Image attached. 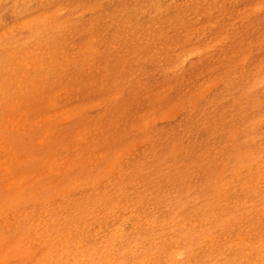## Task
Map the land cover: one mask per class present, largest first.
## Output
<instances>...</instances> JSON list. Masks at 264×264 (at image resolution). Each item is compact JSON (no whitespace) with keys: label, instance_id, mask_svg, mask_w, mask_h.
<instances>
[{"label":"rangeland","instance_id":"obj_1","mask_svg":"<svg viewBox=\"0 0 264 264\" xmlns=\"http://www.w3.org/2000/svg\"><path fill=\"white\" fill-rule=\"evenodd\" d=\"M66 1L35 25L38 0H0V264H33L32 245L6 247L20 233L23 245L34 238L19 213L65 230L92 215L79 232L92 244L107 232L97 216L107 210L108 228L144 232L138 249L170 218L202 219L212 245L186 243V256L163 264H196V254L200 264H264V163L253 162H264V0L41 2ZM237 10L229 25L224 13ZM120 177L121 203L90 213ZM214 202L222 224L209 220Z\"/></svg>","mask_w":264,"mask_h":264},{"label":"bare ground","instance_id":"obj_2","mask_svg":"<svg viewBox=\"0 0 264 264\" xmlns=\"http://www.w3.org/2000/svg\"><path fill=\"white\" fill-rule=\"evenodd\" d=\"M41 1L43 0H38L41 5L40 8L41 10H43V12L41 11V13H39L38 15L31 17L35 21V25L38 23V21L41 20L49 21V19H51L52 17L59 15L60 13L66 11L69 8V3L66 1L67 6H64L63 3H55L52 4L51 8L46 10L44 5L42 4L44 2ZM134 1L135 0H130L126 3V5L130 6L134 3ZM248 1L250 2V0ZM51 2H53V0H51ZM71 2H73V0H71L70 3ZM78 3L80 4L78 5V7L83 5L82 1H78ZM190 4H188V6H190ZM224 14L228 19L229 25H234V23H236V16L238 15V10L234 11V15L232 17H230L229 11ZM256 23L260 24L261 20H257ZM14 28V25H9L3 30L2 34L12 32ZM232 34L233 38L226 42V45L228 47L226 52L223 54V58L227 61L228 67H231L233 65L232 61L229 58L232 54V51H234L235 47L239 44L238 31H233ZM242 51L244 50L240 49V52ZM28 52L29 51H26L24 52V55H19L18 58L15 59L16 62H20V59L23 56H28ZM11 54L13 55V57L16 56L14 51ZM177 55L178 54H174V56ZM219 60L220 54L219 56H217V62ZM253 162H255L257 167H261V164L264 163L260 158H253ZM220 163L223 165V160H221ZM66 166L69 167L70 164H66ZM8 168V166H5L4 170L7 171ZM147 168L148 167H146V171H149ZM164 170L160 169L159 171H156V173L164 172ZM212 173L213 172H211L209 168H206L205 175L207 180L213 178ZM258 177L259 179H262V177H260L259 175ZM254 178H256L255 175L252 178L250 177L248 182L250 183V181H252ZM119 179H121V177ZM16 182V179L8 180L6 183H4L3 186L9 189V187L12 186V184H15ZM256 182L259 183L258 181ZM213 187L214 183L212 182L211 186L206 188L208 189V194H212L214 192L212 190ZM124 191H126V188L123 179L120 180L119 184L115 188V191H112V188L107 187L106 193H103L104 198L102 199V202L99 203L101 205H91L90 213H96V211H98L97 207L99 206H102L105 209L106 207L110 209L115 203H121L122 198H119L118 196L125 197L126 194L124 193ZM242 191H246V189H242L239 192ZM86 202L89 203L88 199L86 200ZM113 202L115 203L113 204ZM87 203L83 204V206H87ZM214 206L215 208L211 210V217L209 220L215 224H222L224 221V214L220 210L221 207L218 202H214ZM83 210L84 208H82L81 211L83 212ZM257 210L259 211V209ZM252 212L253 211L250 209L246 213L252 216ZM170 213H172V215H178V212H173L171 208ZM97 216L103 219L102 221H100L98 217H95V219L99 220L98 228H101V225L106 226L107 232L102 234L103 236L101 238H96L98 237V233H96V235H94V237L92 238L94 242L92 244H86L84 241V237H82L79 232L83 233L84 231H87L86 227L92 220V215L86 216L85 218L83 213H81L80 217L82 218V220H80L78 223L71 221V224L67 225V229L65 230L64 227L59 226V224L62 223L58 224L54 219H50L47 221L39 219L38 217H34L33 219L32 215L30 214L26 215L24 213H19L17 217H23L25 220H28L29 225L32 227L31 231L34 238L31 239L30 242L27 241L28 243L26 245H23L22 241H24L23 239L25 235H22L20 233L18 234V238L6 247L10 248L12 246H15L14 253H19L25 247H30V245H32L33 264H163L162 262L169 263V260L171 258H179L181 256H186V252L182 249L183 246H186V243L190 244L191 246L194 245V247H196L197 244L202 241L204 243L208 242L210 245H212V240L214 238L209 237L208 235L202 232L203 229L201 225L204 224L202 219H198V221L188 222L187 220L176 221V219L170 218L166 224L157 225V228L160 232L165 231L164 236L159 235L157 237H154V239L148 240L149 244L145 243L142 245L141 249H138V247H135V244L132 245V243L140 240L142 237L141 234H143L144 232H132V229L119 226H115V228H108L107 223L110 220L111 216V211L109 210H107L105 214H97ZM239 221L240 219H238V224ZM177 226H182V229H191V231L188 232L189 234H187V236H179L176 233ZM96 232L98 231L96 230ZM73 236H77L79 239L73 240ZM259 240L261 242V238ZM149 246L151 247L148 249ZM3 248L5 247H1L0 251H3ZM121 251L124 252L123 257H119ZM194 252L195 250L193 251V253ZM262 256H264V253H262ZM196 257L197 261H195V263L200 264L202 262V257L199 254H196ZM191 259L192 258H190V260ZM190 260L188 259V261ZM187 264L190 263L187 262ZM216 264H219V262H217Z\"/></svg>","mask_w":264,"mask_h":264}]
</instances>
